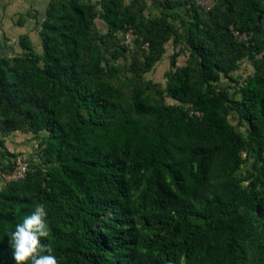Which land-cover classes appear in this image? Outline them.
Returning a JSON list of instances; mask_svg holds the SVG:
<instances>
[{"label":"trees","instance_id":"obj_1","mask_svg":"<svg viewBox=\"0 0 264 264\" xmlns=\"http://www.w3.org/2000/svg\"><path fill=\"white\" fill-rule=\"evenodd\" d=\"M153 1L159 15L147 0H50L31 11L42 52L28 35L23 54L0 52V172L19 159L7 135L41 138L0 190V264H16L6 233L41 203L58 264H264V0ZM170 41L186 63L174 52L165 89L142 81ZM133 44L127 90L115 61ZM243 59L255 73L232 93L220 82Z\"/></svg>","mask_w":264,"mask_h":264},{"label":"rangeland","instance_id":"obj_2","mask_svg":"<svg viewBox=\"0 0 264 264\" xmlns=\"http://www.w3.org/2000/svg\"><path fill=\"white\" fill-rule=\"evenodd\" d=\"M50 0H0V52L8 57H13L18 54H23L24 50L20 45V38L22 35H28L33 42L37 52H42V37L40 34V28L37 26L36 20L32 17L31 11L34 9H45ZM95 1V0H92ZM131 0H126L130 2ZM150 8L146 13L155 16L159 15L161 8L157 7L153 0H147ZM175 11H185L184 7H179ZM178 21V20H177ZM179 22V21H178ZM96 24L101 32L107 31V25L101 20L97 19ZM122 34H119L121 37ZM128 51L122 57L115 61V66L118 68L114 75L116 83L123 82L124 86L128 90L129 79L134 76L131 69V63L133 62V50L136 48L133 45L128 46ZM182 44L175 45L173 41L166 44V53L162 60L157 63L153 69L145 73L142 77V81L150 80L153 84L159 87H165L166 85V73L172 68L171 59L176 51H180V56L177 59V65L181 66L188 60V52L183 51ZM255 73V67L249 59H243L240 62V68L234 72L233 79L222 78L221 84L230 85V91H236L242 85L245 84L248 77ZM160 84V85H159ZM165 89V88H164ZM235 97L241 98V94L235 93ZM165 103H176V100L166 96ZM230 120L238 125V116L230 114ZM243 130V128H241ZM44 135V134H43ZM42 135V136H43ZM41 138L33 136L32 133H23L21 131H15L6 136V146L10 153H15L17 158H24L28 162L36 164L39 161L38 151L36 145ZM6 150L0 148V153ZM245 155V153H244ZM4 163H7V159L2 157ZM0 160V162H2ZM9 163V162H8ZM251 161L248 163V166ZM247 185V183H245Z\"/></svg>","mask_w":264,"mask_h":264},{"label":"clouds","instance_id":"obj_3","mask_svg":"<svg viewBox=\"0 0 264 264\" xmlns=\"http://www.w3.org/2000/svg\"><path fill=\"white\" fill-rule=\"evenodd\" d=\"M46 217L45 205L37 204L30 215L16 224L14 231L6 233L16 264H58L51 244L42 243V238L50 236Z\"/></svg>","mask_w":264,"mask_h":264},{"label":"built area","instance_id":"obj_4","mask_svg":"<svg viewBox=\"0 0 264 264\" xmlns=\"http://www.w3.org/2000/svg\"><path fill=\"white\" fill-rule=\"evenodd\" d=\"M197 2L198 4L205 7L206 9H209L214 4V0H197ZM134 38H135V32L132 28H129L126 31L124 42L132 43ZM145 47L148 48L149 44L146 43ZM29 168H30L29 162L26 161V159L24 158H19L16 162L15 168L11 172H8V173L0 172V175L5 182H11L13 180L25 178L28 173Z\"/></svg>","mask_w":264,"mask_h":264},{"label":"crops","instance_id":"obj_5","mask_svg":"<svg viewBox=\"0 0 264 264\" xmlns=\"http://www.w3.org/2000/svg\"><path fill=\"white\" fill-rule=\"evenodd\" d=\"M156 4V3H155ZM157 5V7H159V5L158 4H156ZM148 8H150V6H149V2H148ZM6 185V182L3 180V178L1 177V175H0V190L4 187Z\"/></svg>","mask_w":264,"mask_h":264}]
</instances>
